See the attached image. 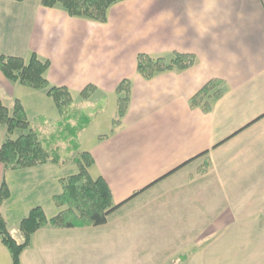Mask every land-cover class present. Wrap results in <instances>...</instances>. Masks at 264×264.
Segmentation results:
<instances>
[{
    "label": "crops",
    "instance_id": "crops-1",
    "mask_svg": "<svg viewBox=\"0 0 264 264\" xmlns=\"http://www.w3.org/2000/svg\"><path fill=\"white\" fill-rule=\"evenodd\" d=\"M175 52L193 54L195 63L150 79L138 73L139 54ZM31 53L49 60L50 85L71 95L95 87L75 104L88 124L73 154L95 123L108 129L84 149L94 159L90 175L104 178L118 207L103 225L40 228L21 264H133L140 256L156 264H264V0H123L109 7L105 22L38 0H0V55ZM125 79L129 106L123 117L105 119L109 109L118 117L115 90ZM215 79L225 89L210 111L192 106ZM18 86L0 70V101L11 109L18 100L25 110ZM40 113L29 121L53 134L59 113L55 121L52 106ZM74 170L73 160L5 173L0 163V184L22 176L46 200L51 214L40 206L50 218L60 211L53 198L61 179ZM14 200L10 191L0 214L20 241L30 207ZM119 208L120 218L113 214ZM0 264H12L1 239Z\"/></svg>",
    "mask_w": 264,
    "mask_h": 264
},
{
    "label": "trees",
    "instance_id": "trees-1",
    "mask_svg": "<svg viewBox=\"0 0 264 264\" xmlns=\"http://www.w3.org/2000/svg\"><path fill=\"white\" fill-rule=\"evenodd\" d=\"M38 1L43 7L60 8L70 17L105 22L109 7L123 0ZM194 63L195 56L187 53L175 52L168 57L139 54L137 71L143 78L150 79L164 71L184 70ZM49 65V60L42 59L35 53H31L28 59L0 55V70L7 79L27 88L44 90L53 100L60 115L56 130L53 134H48L44 130L42 132L36 123L31 124L18 100L14 101L11 112L0 101V124L5 125L8 134L0 144V163L4 173L48 162L62 163L65 160H73L77 166V172L61 179V192L53 198L55 205L60 208L58 214L47 218L40 206L31 208L19 222L22 235L20 241L8 230L0 214V239L10 254L12 264H21V252L29 245L32 234L40 228L47 225L55 228L103 225L107 222L108 215L118 207L113 203L110 187L104 178L101 176L93 178L90 175L89 168L94 163L91 154L86 151L73 154L79 149L78 134L88 122L83 121L85 117H83L82 109L75 105L66 87L50 85L45 75ZM224 89L223 81L211 80L190 99V104L200 106L203 111L208 112L212 103L223 95ZM94 90V86L85 87L80 92L81 98L87 100ZM115 91L118 96V118H121L129 106L130 81L122 80ZM71 120H74L75 124L70 123ZM15 130H19V134L15 138L10 137L9 135ZM60 134L64 136L62 142L59 138ZM59 142L71 143L73 148L62 153ZM208 167L201 172H206ZM9 196L10 190L3 178L0 184V204Z\"/></svg>",
    "mask_w": 264,
    "mask_h": 264
},
{
    "label": "rangeland",
    "instance_id": "rangeland-1",
    "mask_svg": "<svg viewBox=\"0 0 264 264\" xmlns=\"http://www.w3.org/2000/svg\"><path fill=\"white\" fill-rule=\"evenodd\" d=\"M18 87H20L19 89H23V91H24L23 93H20V96L23 98V102L25 105V112H26L28 120H31L37 114H41L40 112H45V111L49 110L50 106H52V109H53V114H52V115H54L53 121H55L59 118L58 112L56 110V107L54 106L52 99L46 95V92L44 90H36V89H32V88H27L24 86H18ZM72 95H73V101L75 104H80L83 101V99L80 97L81 95H79L77 93H74V94L72 93ZM92 108L95 111L94 114L99 111V107L96 105H93ZM9 111L11 112V109ZM94 114L92 116H94ZM96 116H101V115H100V113H97ZM103 117L105 119H113V120L114 119L117 120V118H118L117 115L113 113L112 109H109ZM99 123H95L93 125V128L86 131L83 138H81V140H82V151L83 150L86 151L87 149H84V148L90 146L94 142L95 136H97L98 134H104V133L109 132L108 129H102V128L97 129L96 126H98ZM4 131H5V136L3 137V139H0V144L5 140L4 138H6L8 135L6 132L5 125L0 124V138L2 137L1 134H3ZM19 132H20L19 130H15V132L9 136L12 138H15L19 134ZM59 138H61L60 141L62 142V138H64V136L62 134H60ZM61 142H59V148H60V151L62 153L66 152V150H68V149L71 150L73 148V144L68 143V142L66 144H62ZM69 166H70V164H65L63 169L65 170ZM75 172H77V171H75ZM21 178H22V176H17L15 178H11L9 176L5 180V182L7 181L6 183H8V186H9L8 188L10 189L11 194L15 193V200L14 201H16V204L17 205H21V203H22V205L28 204L30 209L35 207V206H40V204H42L41 206L43 208L47 207V213L51 214V211L49 210V207H48V203H45L46 200L40 198V196H41L40 194L32 191L25 184L20 182L22 180ZM37 202L39 204H37ZM113 203L115 205L117 204L114 201H113ZM113 214H114V216L116 215V217H119V216L125 214V209L119 208ZM108 219H110V217ZM15 225H11V226H15ZM193 260L191 263H193ZM155 262H156L155 259H152L149 257H144V256L135 257L133 259V264H156ZM171 263L172 262L170 261L168 264H171ZM173 264H176V263L174 262Z\"/></svg>",
    "mask_w": 264,
    "mask_h": 264
}]
</instances>
